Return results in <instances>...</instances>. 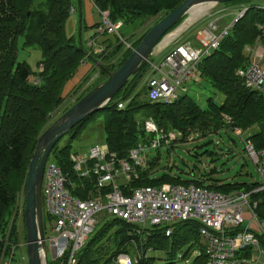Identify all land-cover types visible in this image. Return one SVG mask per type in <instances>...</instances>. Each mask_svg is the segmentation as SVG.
Returning a JSON list of instances; mask_svg holds the SVG:
<instances>
[{
  "label": "trees",
  "instance_id": "1",
  "mask_svg": "<svg viewBox=\"0 0 264 264\" xmlns=\"http://www.w3.org/2000/svg\"><path fill=\"white\" fill-rule=\"evenodd\" d=\"M93 1L99 10H108L113 21L139 24L138 31L129 38L135 48L151 27L145 26L147 18L159 15L163 17L184 0ZM223 4L247 5L249 8L220 46L201 65L203 78L224 93L222 103L210 97L206 106L202 107L188 93L181 95L172 104L152 102L147 97L148 87L144 83L148 64L145 65L141 72L130 77L106 106L69 131L66 144L59 147L57 143L54 147L53 161L67 175L71 182L68 187L74 195L88 198L95 190L92 177L80 176L75 171L70 156L73 153V141L98 118H102L104 142L120 159L129 160L132 148L154 138L155 134L148 133L144 127V120L147 118L154 119L159 130L181 131L182 142L192 133H198V137L203 138L219 133L222 129L234 132L233 129L240 128L245 132L256 126L257 130L246 138L251 140L257 151L264 149V95L247 88L237 75V70L248 63L245 46L255 44L262 34L260 25H264V0H234ZM71 6V0H0V233H6L10 228L17 193L22 188L25 190L31 155L41 133L49 124L50 113L65 101L66 83L75 75L88 54L83 45H78L74 37L67 34L66 22L71 16ZM161 17L155 19L154 23ZM21 37L22 48L38 46L42 51L39 66L42 64L43 69L38 71L39 82L31 81L33 71L30 64L26 60L18 61ZM260 40L264 45V35H261ZM107 48L101 54H89L97 63L95 72L98 71L99 75L96 78L102 79L107 71L119 68L132 52L122 42H110ZM107 77L108 74L103 81ZM96 78L78 95L85 85L77 87L74 102L65 107L63 112L99 84L100 81H96ZM88 81L90 80L85 84ZM128 99L130 101L126 106L119 108V102ZM226 115L231 118L230 122ZM175 144L172 143L169 147L172 148ZM159 164L158 150L148 160L147 167L139 169V178L131 180L129 185L140 187L167 182L194 183L223 193L249 192L251 203H256L255 213L258 219L264 221V189L257 190L261 186L259 181L208 182L212 179H183L180 174L170 171L157 175ZM108 189L110 187L106 191ZM45 213L52 220L44 209V223ZM135 227L136 225L120 218L106 216L77 252V264H113L119 253H129L133 240L144 251H165V264H206L208 257L201 243L200 224L197 220L175 223L170 236L166 234L168 226H153L143 233H137ZM12 233L15 234V226ZM257 235L264 250V234L257 232ZM14 239L19 238L15 235ZM194 248L199 249L201 254H195ZM243 254L251 257L254 248H249ZM152 261L153 258L148 256L138 264H150Z\"/></svg>",
  "mask_w": 264,
  "mask_h": 264
},
{
  "label": "built area",
  "instance_id": "2",
  "mask_svg": "<svg viewBox=\"0 0 264 264\" xmlns=\"http://www.w3.org/2000/svg\"><path fill=\"white\" fill-rule=\"evenodd\" d=\"M209 6L208 24L198 27L192 39L175 42V39L169 41L165 38L148 59L144 83L148 87L147 97L152 102L172 104L181 95L188 93L191 83H200L203 80L201 73L203 60L220 46L222 40L249 8L247 5L230 6L221 3ZM99 11L102 19L96 27L97 33L115 34L117 42H122L127 49L133 50V42L119 32L122 21H113L108 10ZM74 12L75 8L71 6L70 13ZM229 13L232 14V19L227 20L226 15ZM197 22L199 20L194 24ZM188 27L189 25L184 26L182 31ZM260 29L261 35H264V25H260ZM261 35L255 44L245 46L248 63L237 70V75L247 88L260 91L264 95V45L260 40ZM106 47L107 45L99 48V52L103 53ZM161 51H164V54L159 60L157 56ZM91 53L88 52L82 63L90 58ZM40 69H43L42 64ZM96 73L80 93L99 75L98 71ZM130 99L120 101L119 108H124ZM60 108L50 113L49 123L56 119ZM225 117L227 121H231L229 116ZM144 127L148 133H154L155 136L148 142H140L132 148L129 160L118 158L106 143H94L87 151L71 153L70 158L75 171L82 177L91 176L94 182L95 190L88 198L74 195L68 187L71 182L63 169L55 161H47L42 195L43 207L52 217V224L50 232H45L46 264H50L49 255L52 261L60 259L61 264H77V252L99 225L102 212L136 225L137 233H143L153 226H168L166 230L168 236L171 235L175 223L194 219L200 224L202 245L208 257L206 264H262L264 250L260 246L257 232L249 227H243L246 220L245 212H248L251 215L250 221L257 220L259 223L261 232L258 233L264 234V221L258 219L255 213L256 203H251L249 192L233 191L227 194L194 183L167 182L140 187L129 185L131 180L139 178V169L147 167L148 160L161 146L169 147L172 143L182 142L181 131L159 130L152 118L144 120ZM233 131L240 136L244 133L240 128ZM198 136V133H192L184 142L194 141ZM244 142L261 177L259 181L261 186L257 190H262L264 149L257 151L250 139L244 138ZM109 187L110 189L106 191ZM24 218L25 195L22 192L17 193L9 230L0 233V264H12L16 250L22 246L26 248V243L14 239L15 235L19 238ZM12 226H15V234L12 233ZM137 244L133 240L134 258L129 253L122 252L114 258L113 264H138L147 258L149 250L152 249L144 251ZM249 248H254L251 257L243 254ZM195 254L199 255L201 251ZM22 259H27L26 252Z\"/></svg>",
  "mask_w": 264,
  "mask_h": 264
},
{
  "label": "rangeland",
  "instance_id": "3",
  "mask_svg": "<svg viewBox=\"0 0 264 264\" xmlns=\"http://www.w3.org/2000/svg\"><path fill=\"white\" fill-rule=\"evenodd\" d=\"M71 1L77 7L79 6L78 0H71ZM205 8L206 10L201 13L202 16H198L197 19L195 20V22L198 20L199 22H197L196 24H194L195 22L187 24L189 25V27L184 31H182L183 28L181 27L175 35L171 34L173 35L171 39H175V42L176 41L183 42L192 39L193 38L192 35H194L197 28L200 26H206L210 20L207 19L208 17L207 13L210 7L205 6ZM98 12H99L98 9L96 10L95 8H93L91 19L87 21L84 20L83 25L81 22V29L80 26H78L79 27V29L77 28L78 31L77 29H75L76 28L75 26L67 29V22H66L67 34L69 36L74 37L75 42L78 45H83V47L86 50L91 49L89 45V40L91 41L93 40V36L95 32V28L93 27L94 23L98 20H99L98 22H100L102 19V16L100 15L101 13ZM197 12H199V10ZM159 17H161V15L157 17L147 18L145 20V25L146 26L153 25L155 19H158ZM186 17H188V15H186ZM226 18L227 20L232 19V14L231 13L227 14ZM138 27L139 24H136L135 22L127 23L125 21H122V25L119 29V32L125 38H130L134 33H136L135 31L138 29ZM97 38L99 40L104 38V41L111 40L114 44L117 43L118 41L117 40L118 38L115 34H108V33L100 34L99 36H97ZM19 44H20V49L18 54V61L26 60L30 64L31 69L33 71V74L31 75V81H34L35 83L36 81L39 82V77L37 75H38V71L41 70L39 66V62L42 60V51L40 47L30 46V47L22 48L23 46L22 37L20 38ZM89 51L97 54L93 48ZM163 54L164 51H161L160 54L157 56L159 60L161 59ZM152 57H154V55ZM94 60L95 59L89 58L91 64H94ZM95 74H96L95 70H91L89 64L79 68L76 74L70 79V83L68 82L69 84L66 85L67 86L66 88H68V90H66L65 88L64 94L68 96V93L72 89L73 85L77 86L80 85V83H83L85 85V82L87 80L92 79L95 76ZM106 75L104 76V78L106 77ZM104 78L101 79L98 77L96 78L97 79L96 81L101 82L103 81ZM78 94L79 92L77 93V95ZM188 95L196 102H198V104H200L202 107L206 106L207 100L210 97L214 98L218 103H222V101L225 98L224 93L213 87L212 84L205 78H203V80L200 83H196V82L191 83L189 85ZM72 103H73L72 100L66 98V101H64L63 104L59 106L61 108L57 115H59L60 113L62 114L65 107L70 106ZM256 130L257 127L255 126L249 130H246L240 136L235 134L231 130L226 131L225 129H222L219 133H213L207 137H203V138L196 137L194 141L178 142L172 148L168 147V145L161 146L159 148L160 164H159V169L157 170V175H160L163 171H170L173 174H180L183 179H191V178L212 179V180H208V182L209 181L212 182L216 180L247 181V182L260 181L261 177L258 172L257 165L255 161L251 158L249 153L247 152L246 145L244 142V138H246L250 133H254ZM68 137L69 135L67 134L63 136L58 141V146L61 147L64 144H66L68 141ZM104 140H105V132L102 127V118H98L97 120L90 123L89 126L73 141L72 143L73 151H79V152L87 151L88 147L91 146L92 144L102 143L104 142ZM50 160H55L53 152L50 154L48 161ZM22 192H25L23 188L18 193H22ZM248 214L249 215L247 216V214L245 213L246 220L243 223V227L244 228L249 227L253 231L261 232L258 221L257 220L250 221L251 215L250 213ZM106 216L107 214H105L104 212L100 214L99 224L103 221V219L106 218ZM51 224H52V220L48 219L45 213V227L47 233L50 232ZM24 234H26L25 221L24 224H22L20 227L19 241L26 243V239H24ZM201 243H202V239H201ZM133 249L135 250V248L131 247V249L129 250V254L131 255L132 258H134ZM198 251L199 249H195L194 253H197ZM25 252H26V248L24 246L18 248L16 250L12 264H28L27 259L26 260L22 259V255ZM149 256L153 258V261L150 264L166 263L165 260L166 253L163 250H149ZM48 257L50 264L62 263L60 259L57 261H52L51 255H49Z\"/></svg>",
  "mask_w": 264,
  "mask_h": 264
},
{
  "label": "water",
  "instance_id": "4",
  "mask_svg": "<svg viewBox=\"0 0 264 264\" xmlns=\"http://www.w3.org/2000/svg\"><path fill=\"white\" fill-rule=\"evenodd\" d=\"M229 1L234 0H184L179 6L151 25L139 44L119 68L107 71L106 80L93 87L41 133L31 155L25 187L24 221L28 264H46V227L42 186L47 161L58 141L86 117L106 106L115 94L126 85L130 77L141 72L158 45L167 36L176 34L181 27L187 25L192 9L201 5L209 6ZM16 54L17 52L14 55L16 56Z\"/></svg>",
  "mask_w": 264,
  "mask_h": 264
},
{
  "label": "crops",
  "instance_id": "5",
  "mask_svg": "<svg viewBox=\"0 0 264 264\" xmlns=\"http://www.w3.org/2000/svg\"><path fill=\"white\" fill-rule=\"evenodd\" d=\"M78 3H79V6L77 7L74 3H72V6L75 8V12L73 13V14H71V16L69 17V19H68V21H67V29L68 28H70V27H76L75 29H79V27L78 26H80V29H81V22H82V25H83V21L84 20H89V19H91V17H92V9L93 8H95L96 10L98 9L97 7H96V5H95V3H94V1L93 0H78ZM99 11V10H98ZM98 13H100V11L98 12ZM101 15V14H100ZM100 17V16H99ZM99 21V20H98ZM98 21H96L95 23H94V25H93V27L95 28V32H94V36H93V40L91 41V40H89V45H90V48L92 49H94L96 52H97V54H101V52H99V48H101V47H104V46H106V45H109V43L110 42H112L111 40H105L104 41V38L103 39H101V40H99L98 38H97V36H99L100 34H97V30H96V27H97V25H98ZM193 21V20H192ZM94 22V21H93ZM85 24H88V23H85ZM146 26V25H145ZM78 29H77V31H78ZM76 31V32H77ZM138 31V29L135 31V32H137ZM175 35V34H174ZM173 36L172 35H170V36H168V38H167V40H169V39H171ZM91 43H92V45H91ZM92 46H94V47H92ZM91 49H89V50H91ZM108 48L106 47L105 48V51L107 50ZM89 50H87V51H89ZM104 51V52H105ZM90 65V68H91V70H97V63L96 62H94V64H91V62L89 61V59L87 60V61H85L84 63H82L81 65H80V67L79 68H81V67H83V66H85V65ZM79 70V69H78ZM77 70V71H78ZM97 72V71H96ZM76 74V73H75ZM97 74V73H96ZM72 81V80H71ZM69 83H70V80L68 81ZM69 83H67L66 85H68ZM83 83H80V85H82ZM80 85H77L78 87L80 86ZM86 85V84H85ZM77 86H72V89L70 90V92L68 93V96H66V98H69V100H72L73 102H74V97H75V95H74V93H75V90L77 89ZM67 86H65V88H66ZM66 90H68V88H66ZM64 91H65V89H64ZM79 93H80V91H79ZM65 101H66V99H65ZM61 114V113H60ZM59 114V115H60ZM59 115H57V117L59 116ZM105 141V140H104ZM102 143H105V142H102ZM246 214H247V216L249 215L248 214V212H245ZM262 264H264V259H263V261H262Z\"/></svg>",
  "mask_w": 264,
  "mask_h": 264
},
{
  "label": "bare ground",
  "instance_id": "6",
  "mask_svg": "<svg viewBox=\"0 0 264 264\" xmlns=\"http://www.w3.org/2000/svg\"><path fill=\"white\" fill-rule=\"evenodd\" d=\"M205 6L207 5H201L191 10V15L187 20L186 24L194 23V21L197 19L198 16H202V12L206 10ZM210 7V6H209ZM199 10V12H197ZM201 10V11H200ZM197 12V13H196ZM196 14V15H195ZM196 17V18H195ZM195 18V19H194ZM194 19V20H193ZM193 20V21H192ZM183 28V27H182ZM168 38V37H167ZM166 38V39H167ZM166 44V43H165Z\"/></svg>",
  "mask_w": 264,
  "mask_h": 264
}]
</instances>
